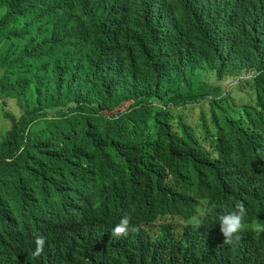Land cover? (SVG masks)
I'll return each mask as SVG.
<instances>
[{
    "label": "trees",
    "instance_id": "trees-1",
    "mask_svg": "<svg viewBox=\"0 0 264 264\" xmlns=\"http://www.w3.org/2000/svg\"><path fill=\"white\" fill-rule=\"evenodd\" d=\"M0 8L5 12L1 31L11 46L0 62L5 188L14 189L21 176L52 171L53 160L44 167V158L62 151H42L34 144V127L26 132L53 106L59 111L53 120L73 139L110 144L114 137L97 150L85 146L90 154L132 146L134 140L120 134L140 116L141 135L150 140L145 163L160 171L140 196L142 183L135 180L116 202L88 199L71 222L46 239L43 257L53 264H81L85 255L102 252L122 264H264V232L254 231L264 225V0H0ZM50 23L57 50L108 62L160 57L176 64L177 73L157 78L132 67L103 82H87L70 98L72 89L46 92L32 72L24 71L30 59L22 47L28 32L49 31ZM232 48L240 55L225 52ZM18 58L15 69L8 66ZM54 59L42 50L37 62ZM241 75L250 77L241 82L243 88L225 90L221 81ZM19 92L29 96L21 98ZM127 101L134 103L118 110ZM150 101L161 103L160 111L144 112ZM191 105L208 109L189 119L182 109ZM93 110H115L119 116L90 121L86 113ZM237 201L247 209L244 230L238 241L224 244L216 217L234 210ZM203 202L220 207L199 230L186 227ZM125 214L140 230L111 237ZM21 246L35 248L33 240Z\"/></svg>",
    "mask_w": 264,
    "mask_h": 264
},
{
    "label": "clouds",
    "instance_id": "clouds-1",
    "mask_svg": "<svg viewBox=\"0 0 264 264\" xmlns=\"http://www.w3.org/2000/svg\"><path fill=\"white\" fill-rule=\"evenodd\" d=\"M40 6L48 13L43 3ZM5 12L0 8V23ZM3 28L0 25V62L6 61L10 55L11 46H8ZM24 42V55L30 59L23 65L25 72H32L34 82L42 90L52 92H65L72 89L70 98L75 90L87 82L110 79L116 72L135 67L140 72L157 78H173L178 66L160 58H149L146 63L126 62L121 59L108 62L100 58L88 59L81 52L65 49L57 50L55 46L56 28L50 23L49 31L36 28L27 33ZM46 50L55 59L48 62H37L41 51ZM225 52L240 55L236 48L226 49ZM164 53V50H162ZM15 65L10 63L15 69ZM231 77V76H230ZM235 85L242 86L241 82L247 80L246 75L232 77ZM2 75L0 76V80ZM240 80V81H239ZM237 83V84H236ZM21 98L29 96L27 92H19ZM134 101H127L118 110L124 112ZM16 107V101L14 102ZM162 104L150 101L145 105L144 112L160 111ZM58 108L52 107L44 116L39 117L33 126L26 132L28 135L34 127V144L42 151L54 149L62 151L57 156L44 158V167L49 159L53 160L52 171L39 176H21L14 189L5 188L4 178L0 179V264H53L50 258L43 257L46 239L51 238L55 230L62 229V225L71 222L72 218L85 206L88 199L98 196L109 202H116L126 194L128 187L135 184V180L142 183V189L136 196L144 194L160 176V171L152 164L145 163L146 149L149 139L141 135L143 123L140 116L129 120L128 126L122 129L120 136L134 144L126 150H115L105 154L90 152L85 148L89 145L95 150L99 146H109L104 143H82L83 140L73 139L72 132L64 131L59 120L54 121L53 116L58 114ZM201 110L200 113H202ZM87 114V119L97 121L99 118L112 119L119 116L117 111L93 110ZM1 115V112H0ZM73 144L72 148L66 150ZM66 150V151H65ZM163 170H169L168 168ZM34 173L31 171V174ZM11 180L9 183H15ZM220 207L215 202H203L197 213L191 216L186 227L199 230L205 225L208 216ZM247 209L243 201L234 204V210L224 211L216 217L220 231L224 237V244H232L241 238L244 230V219ZM37 217V218H36ZM139 226L132 222L130 215L121 216L111 229V237H127L129 233H137ZM256 232H264V225L254 228ZM33 240L35 248L31 251L22 248L23 243ZM81 264H122L119 260L106 253L87 254Z\"/></svg>",
    "mask_w": 264,
    "mask_h": 264
},
{
    "label": "rangeland",
    "instance_id": "rangeland-1",
    "mask_svg": "<svg viewBox=\"0 0 264 264\" xmlns=\"http://www.w3.org/2000/svg\"><path fill=\"white\" fill-rule=\"evenodd\" d=\"M240 81V80H239ZM236 82L235 79H233L232 77H227L225 78L223 81H221V83L225 86V90L227 91H231L232 93L238 92L239 88H243L242 86H238L235 85L234 83ZM246 86V85H243ZM238 101H242L241 97L238 98ZM207 110L208 106L207 105H191L189 106L187 109H182V112L185 113V115H187L190 119V117H192L193 119H198L200 116V112L201 110ZM1 112V111H0Z\"/></svg>",
    "mask_w": 264,
    "mask_h": 264
}]
</instances>
